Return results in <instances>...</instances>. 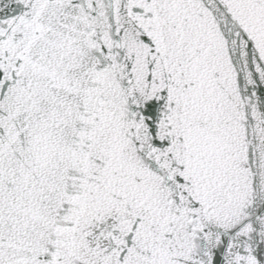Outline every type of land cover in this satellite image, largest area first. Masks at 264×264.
Here are the masks:
<instances>
[{
    "label": "snow or ice",
    "instance_id": "6c2138e0",
    "mask_svg": "<svg viewBox=\"0 0 264 264\" xmlns=\"http://www.w3.org/2000/svg\"><path fill=\"white\" fill-rule=\"evenodd\" d=\"M0 264H264V0H0Z\"/></svg>",
    "mask_w": 264,
    "mask_h": 264
}]
</instances>
